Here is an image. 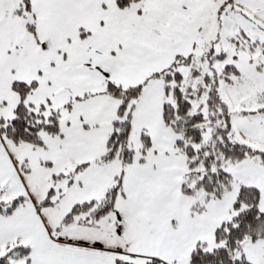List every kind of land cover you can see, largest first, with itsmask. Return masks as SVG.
Listing matches in <instances>:
<instances>
[{
    "label": "snow or ice",
    "instance_id": "snow-or-ice-1",
    "mask_svg": "<svg viewBox=\"0 0 264 264\" xmlns=\"http://www.w3.org/2000/svg\"><path fill=\"white\" fill-rule=\"evenodd\" d=\"M0 264H264V0H0Z\"/></svg>",
    "mask_w": 264,
    "mask_h": 264
}]
</instances>
